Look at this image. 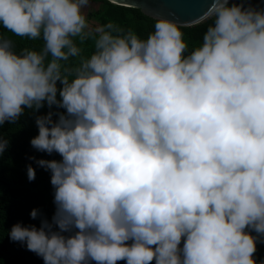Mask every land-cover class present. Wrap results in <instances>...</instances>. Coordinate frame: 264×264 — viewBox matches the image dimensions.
Masks as SVG:
<instances>
[{
  "label": "clouds",
  "instance_id": "9594fccd",
  "mask_svg": "<svg viewBox=\"0 0 264 264\" xmlns=\"http://www.w3.org/2000/svg\"><path fill=\"white\" fill-rule=\"evenodd\" d=\"M92 2L0 0V129L47 107L30 144L61 157H30L50 172L55 211L9 239L44 264H257L264 7L208 0L194 23H211L189 51L167 19L146 39L92 27ZM3 30L43 46L17 54ZM8 146L0 132V159Z\"/></svg>",
  "mask_w": 264,
  "mask_h": 264
},
{
  "label": "trees",
  "instance_id": "16d2710c",
  "mask_svg": "<svg viewBox=\"0 0 264 264\" xmlns=\"http://www.w3.org/2000/svg\"><path fill=\"white\" fill-rule=\"evenodd\" d=\"M93 4H99L96 11L88 13V20H94L97 26L106 23H115L125 30L131 29L141 39L154 30L157 19L151 18L138 8L125 7L108 2L107 0H93ZM253 6L264 7V2L254 0ZM197 24L181 27L184 39L189 45V51L202 43V37L208 24ZM5 38L10 39L13 44V51L19 54L23 49L28 48L39 51L43 46L42 40H29L14 36L3 30ZM84 56H90L93 52L92 42L89 41L83 46ZM48 108L41 109L38 113L26 110L25 114L15 124L5 123L0 129L4 139L8 140L9 146L0 159V264H44L43 259L35 253L26 250V247L18 242H12L8 237L11 227L17 223L23 226H40L41 219L51 217L55 211L53 204L54 189L50 183V172L37 166L30 157L36 160H57L61 157L53 153L38 152L31 147L30 141L38 135V128L35 124L37 115H45ZM31 165L36 172L34 181L27 178V166ZM38 209L40 216L33 220L30 213ZM255 235V233H252ZM257 264L264 261V244H257V252L254 257ZM124 264V262H119Z\"/></svg>",
  "mask_w": 264,
  "mask_h": 264
},
{
  "label": "water",
  "instance_id": "95a60500",
  "mask_svg": "<svg viewBox=\"0 0 264 264\" xmlns=\"http://www.w3.org/2000/svg\"><path fill=\"white\" fill-rule=\"evenodd\" d=\"M111 3L138 8L151 18L171 20L184 27L197 25L194 21L208 7V0H113Z\"/></svg>",
  "mask_w": 264,
  "mask_h": 264
},
{
  "label": "rangeland",
  "instance_id": "374dc122",
  "mask_svg": "<svg viewBox=\"0 0 264 264\" xmlns=\"http://www.w3.org/2000/svg\"><path fill=\"white\" fill-rule=\"evenodd\" d=\"M98 7H99V4H93V3H92L91 8L87 10V15H88V13H90V12H94V11H96V10L98 9ZM89 23H90V25H91L92 27H96V26H97L96 22H94V20H92V19L89 20Z\"/></svg>",
  "mask_w": 264,
  "mask_h": 264
}]
</instances>
